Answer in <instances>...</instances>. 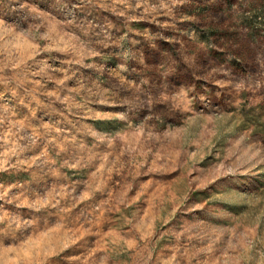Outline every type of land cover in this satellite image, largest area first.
<instances>
[{"label":"rangeland","instance_id":"obj_1","mask_svg":"<svg viewBox=\"0 0 264 264\" xmlns=\"http://www.w3.org/2000/svg\"><path fill=\"white\" fill-rule=\"evenodd\" d=\"M264 0H0V264H264Z\"/></svg>","mask_w":264,"mask_h":264},{"label":"trees","instance_id":"obj_2","mask_svg":"<svg viewBox=\"0 0 264 264\" xmlns=\"http://www.w3.org/2000/svg\"><path fill=\"white\" fill-rule=\"evenodd\" d=\"M256 125L259 127L258 130H260V132L264 134V123L258 121Z\"/></svg>","mask_w":264,"mask_h":264}]
</instances>
